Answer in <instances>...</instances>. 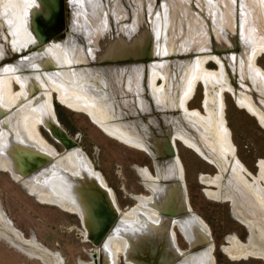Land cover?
Wrapping results in <instances>:
<instances>
[{
	"label": "bare ground",
	"instance_id": "1",
	"mask_svg": "<svg viewBox=\"0 0 264 264\" xmlns=\"http://www.w3.org/2000/svg\"><path fill=\"white\" fill-rule=\"evenodd\" d=\"M35 1L0 0V30L2 31L0 59L5 56L4 52L7 48L23 53L27 51L30 44L35 42V36L28 27L29 14L34 8ZM175 1L177 3L174 6L177 7L180 1L185 0ZM239 1L244 12L243 32L245 35L255 32V35L249 42L251 44L247 46L246 60L238 61L237 56L233 55L232 62L235 65L232 67L235 71V66L240 64L239 69L242 71L245 64L248 73L244 76L250 79L252 84L250 86L243 84V87L256 89L264 105V69L258 64V58L264 56V3L260 0ZM217 2H220L228 11L226 16L219 6L216 8L210 6V3ZM235 2L237 3V0H214V2L198 0L197 2L201 10L204 8L209 13L210 19L218 21L220 28L216 29L215 35L219 39H222L224 35V27L228 29L227 34H232L234 29L232 9L237 5L239 7V3L235 5ZM67 3L70 17L68 31L63 38L51 40L38 49L28 51L29 53L24 56L25 58H21L22 60L0 65V171L7 173L40 204L55 206L74 215L79 218L80 225L83 222L84 226L87 207L81 192L87 181V174L91 173L89 174L91 180L107 188L119 212L118 222L113 231L107 234L104 245L100 248L94 247L91 251L102 253V260L106 264H134L127 258L124 261L122 253L145 245L144 237H150L152 241L165 238L163 227L166 218L160 214L159 210L167 201L173 206L174 199L177 198L181 208L189 209L191 214L187 213L180 218L172 219L175 226L168 239L181 253L179 258L172 261V264H217L216 243L211 228L194 211L190 203L185 165L180 158L177 144L180 143L216 169L217 173L198 175L200 184L204 186L202 192L212 201L229 203L233 217L245 227L248 233V240H242L236 233L225 236V243L220 246L223 253L233 261L255 259L264 262V158L256 162V172H252L247 167V164L239 157L238 148L233 141L232 131L226 118L225 95L229 93L235 98L236 106L254 117L264 128V113L257 106L250 92L235 89L229 81L221 59L208 53L194 58H184L174 64L184 73V76L180 97L179 95L175 97L176 92L179 91L176 82V90H172L173 98L170 101L165 82L167 77L171 76L169 71L172 64L164 58H153L154 62L150 64L149 86L156 110L164 112L166 109H181L182 111L179 116L161 115L165 124L169 126L166 128L159 124L158 119L150 118V121L158 126L160 137L169 134L173 138L176 150L175 160L168 158L165 164L161 163L154 159L152 146L158 148V151L163 149V138L156 137L150 131L149 134L153 136L154 142H147L133 121L116 119L123 114L115 96L118 91L116 93L111 89L113 84L116 85L115 79L121 83V73L125 67L104 63L91 65L88 62L90 57L86 54L87 48L86 46L84 48L81 41V36L87 38L88 51L95 59L105 61L106 58H113L116 62L120 58H138L145 52L144 48L139 46L137 42L139 40H136L139 36L129 38V33L136 28V25H123L122 32L115 37L111 30L104 31L110 27L107 24L110 20L109 16L105 15L106 12L104 13L99 0H68ZM163 4L165 5L164 13H158L153 19L160 41L156 40V48L149 53L151 57H161L169 49L181 54L185 52L187 55L211 47L208 36L198 40L194 49L190 46L193 39L203 35L207 27V22L205 23L201 14L192 8V5L185 6L186 16L176 17L177 21L174 24V16L179 14L175 11L174 15H171L168 9L170 1L166 0ZM116 9L114 15L117 21L126 17L125 9L122 8L120 14H118V8ZM136 14L135 19L139 16ZM91 20L94 21L93 24ZM179 20L181 24L178 26ZM174 25H176L175 34L182 32L183 35L177 38L178 40L166 42L165 45L168 38L164 40V37ZM3 27H6L7 31L3 30ZM93 43L99 47H93ZM226 45L224 44L223 47ZM173 46L175 48H170ZM213 60L218 63L217 69L207 66V63ZM77 62L81 63L75 65L74 63ZM137 67L139 75L142 76L144 64L141 63ZM175 74L178 73L175 71ZM160 78L164 81L162 85ZM171 78L175 79V76ZM200 85L205 88L202 111L189 106ZM129 87H131L130 83ZM35 90L37 91L33 94ZM54 101L71 111L88 115L94 124L110 138L150 155L155 164V172L147 166H135L141 185L147 191V193L129 194L136 203L125 209L118 206V198L114 190L108 185L102 173L94 168L92 161L78 144L76 147L59 152L44 137L41 128L44 129L45 126L50 128L51 122H56ZM139 106L145 112L154 109V106L148 104L140 95ZM56 120L58 121L57 118ZM186 126L189 129H186ZM24 148H36L55 154L56 162L52 167V175L42 180L35 177V174L25 177L19 175L15 171L11 158L17 149ZM162 176L172 178L179 176L183 179L184 186L178 187L179 190L175 191V185L161 182ZM0 224L4 227H0V240H4L25 256L44 264H65L61 253L44 245L36 235L25 236L1 206ZM85 228H83L84 236ZM204 231L210 232L211 241L204 240ZM179 235L184 237L187 245L188 242H200L203 245L194 250L183 249L178 242ZM79 264H93V260L86 263L80 259Z\"/></svg>",
	"mask_w": 264,
	"mask_h": 264
},
{
	"label": "rangeland",
	"instance_id": "2",
	"mask_svg": "<svg viewBox=\"0 0 264 264\" xmlns=\"http://www.w3.org/2000/svg\"><path fill=\"white\" fill-rule=\"evenodd\" d=\"M168 1H170V8L168 9L169 12H171V15H174L175 11L179 14L178 16H174V24L175 21H177L176 17L182 18L186 16L187 11L185 10V6L192 5V8L196 9L198 13L201 14V18L204 19L205 23L207 22V27L203 31V35L193 39L190 46L194 49V45L198 40H202L208 36V41L211 42L210 48L188 53L187 55L185 52L181 54L177 53L176 50L169 49L168 52L161 57H151L149 53L156 48L157 41H160V38L157 37L153 19L158 13H164L163 7L165 5L163 3H165L166 0H99L103 6L104 13L106 12L105 15H108L110 20L107 22L110 27L104 31L111 30L115 34V37H117V35L122 32L123 25H136V28L129 33V38L131 39L132 37L139 36V38L136 39L139 40L137 41L139 46L144 48V55L150 56H144L137 59L118 60L116 62L110 60L96 63L118 64L125 67L121 73V83L115 79L114 81L116 85L113 84L112 89L110 88L111 90H115L116 93L118 91L115 96L122 108L123 115L116 119L133 121L137 129L141 132L143 138L147 142L153 143L154 140L153 136L149 134L150 131H152L156 137H160V131L158 126L150 121V118L153 117L158 119L159 124L162 127L164 126L163 128H166L168 124H165L161 115L167 114L171 116H179L182 111L181 109H166L164 112L156 110L149 86L150 64L154 62V59L158 58H164V60H167L172 64L169 75L175 76V79L168 76V81L166 80L165 82V88L169 91L170 96L168 99L171 101L173 98L172 90H176V82L178 83L179 91L176 92L175 97L178 95L180 97V89L182 90L181 82L184 76V73H182L180 69H177L174 64L184 58H194L208 53L214 54L221 59L223 67L227 71L230 83L239 91H249L257 106L264 113V105L261 101L260 93H257L254 88L246 89L243 87V84L249 86L252 84L250 79H247V77L244 76L248 73V68L243 64V70L241 71L239 69L240 64H238L235 66L234 71L232 67V65H235V63L232 62L233 55L237 56L238 61L243 59L246 60L248 53L247 46L251 44L249 42L252 41L254 38L253 35H255V32H249L248 35H245L243 32L242 24L244 22V12L243 7L240 6L241 2L237 0L239 7L235 2V5L237 6H234V9H232V11H234V29L232 30V34H227L228 29L227 27H224V35H222V39H219L218 36L215 35L216 29L220 28L218 21L210 19L209 13L204 8H202V10L199 8V5L197 4L198 0H179V6L177 7L174 6V4L177 3L175 0L172 2L171 0ZM260 1L264 3V0ZM212 2H214V0H212ZM224 3H226V1H224ZM210 6L212 8L219 6L221 11H223L224 16H226L228 12L223 8L220 2H217L216 4L210 3ZM115 7L118 8V14L122 13V10L125 9L124 11L127 14L126 17L117 21L114 15L117 10ZM149 7H151V9H149ZM205 7L207 6L205 5ZM134 13L139 15L138 18L136 17L135 19ZM194 17L195 16L193 15V18ZM191 21H193V19ZM91 23L93 24L94 21ZM180 24L181 21L179 20L177 25L179 26ZM223 26L226 25L223 24ZM175 27L176 25L167 31L169 35L167 34V36L164 37V40L168 38V41H165V45L166 42L173 41V39L178 40L183 35L182 32L178 35L175 34ZM3 30L7 31L6 27H3ZM0 35H2L1 30ZM86 40V37L83 38L81 36L83 46L84 48L85 46L87 48L86 54L90 59H95L88 51V43ZM224 44H227L226 47H223ZM97 46L96 43H93V47ZM170 48L175 47L173 46ZM28 53V51L18 53L16 57L3 64L17 62L21 58H25L24 56ZM141 63L144 64V72L142 76L139 75L137 69V66ZM90 64L93 65L95 63ZM258 64L264 69V56L258 58ZM207 66L211 69H217L219 67L215 60L207 63ZM175 71L178 73L177 75L175 74ZM243 71L244 73L242 74ZM173 80L175 81L173 82ZM129 83L131 87H129ZM160 84H164L163 79L160 80ZM204 94V86H198L194 99L190 101L189 106L191 108H198L202 111L204 107L202 105ZM139 95L142 96L148 104L153 105L154 109L146 112L143 111L139 106ZM225 97L226 118L232 131V137L234 138L233 141L238 148L239 157L245 164H247V167L252 172H256V162L260 158H264V128L260 126L261 124H259L254 117L236 106L235 98H233L231 94L227 93ZM54 109L57 119L60 122L59 124L66 130L68 135L78 143L88 158L92 161L94 168L102 173L108 185L114 190L116 198H118L117 204L119 207L125 209L136 203L129 194L147 193L141 185V179L135 170V166H147L150 170L155 172L154 161L148 153L126 146L119 141L110 138L99 127H97L86 114L71 111L57 101H54ZM145 125H147V127H145ZM185 128L189 129L187 126ZM41 129L44 137L52 143L59 152L64 151L62 145L49 135L45 127V130L43 128ZM177 144L179 147L180 158L185 165V179L187 180L186 183L190 203L194 211L200 215L211 228L212 236L216 243L215 257L217 264H264L263 261L255 259L233 261L223 253L220 246L225 243V236L231 233H236L242 240H248V233L245 227L233 217L229 203L212 201L202 192L204 186L200 184L198 175L200 173H217L216 169L194 151L180 143ZM162 161V163L165 164L166 161H168V158H163ZM0 206L7 216L11 218L14 225L20 229L25 236L31 237L36 235L37 239L44 245L52 250L60 252L64 257L65 264H79L80 259L86 263L91 262L92 258H89L91 245L83 239V228L82 225H80L79 218L60 210L58 207L40 204L34 199V197L29 196L28 193L7 173L2 171H0ZM2 226L3 225L0 224V227ZM178 242L183 249L188 248L182 235L178 236ZM0 264L42 263L25 256L4 240H0Z\"/></svg>",
	"mask_w": 264,
	"mask_h": 264
},
{
	"label": "water",
	"instance_id": "3",
	"mask_svg": "<svg viewBox=\"0 0 264 264\" xmlns=\"http://www.w3.org/2000/svg\"><path fill=\"white\" fill-rule=\"evenodd\" d=\"M67 2L68 0L35 1L34 8L32 9L31 14H29L28 27H30L31 32L34 34L36 40L34 43L30 44L27 51H31L34 48L38 49L51 40H58L65 36V33L68 31V22L70 17L69 6ZM4 55L5 56L0 59V65L16 57L18 52L7 48L4 52ZM144 56L150 57L149 55H141L138 58H142ZM125 59L134 58H120L118 60ZM110 60L114 61L113 58L105 59V61ZM102 61L104 60L90 59L88 62L96 64ZM80 63L81 62H77L74 64L78 65ZM36 91L37 90H35L33 94L36 93ZM56 118L57 117L55 116L56 122H51L49 126L50 128L45 126L49 135L53 139H56L62 145L64 150L76 147L78 143L68 135L66 130L59 124ZM160 138H163L164 148L158 151V148L152 146L154 151V159L157 161L161 160V163L163 162V158L174 159L176 157V150L173 138H171L169 134H166ZM11 159V162L13 165H15V171L19 175L25 177L35 174V177L37 176L42 180L44 177H49L52 175L51 171L56 162V155L37 150L36 148H24L17 149L16 152L12 154ZM89 174H87V181L85 182L81 192L82 198L87 207L86 224L84 226L83 222H81V225L83 228L86 227L84 240L90 242L93 247L100 248L104 245L107 234L113 231L114 226L118 222L119 212L113 199H111L107 188L100 186L94 182L93 179L91 180ZM160 180L164 184H170L171 186L175 185V191L179 190L178 187L180 188L182 185L184 186L183 179L179 176L176 178L162 176ZM171 188L174 189V187ZM159 212L163 217L166 218L164 222L165 226L163 227L166 234L165 238H162L159 241H152V238L144 237L143 239L145 240V245L141 247L138 246L129 252L122 253V259L124 261L125 258H127L134 264H172V261L180 257L181 253L177 246L172 245L171 241L168 239L170 238L173 227L175 226V222H172V219L176 217L180 218L187 213L191 214V212L189 209H182L177 198L174 199L173 206L169 204V201L164 203ZM203 236L204 240L207 242L212 240L210 232H205ZM202 245L203 244L200 242H188L187 249L194 250ZM102 255V253L99 254V252L96 251L91 252L90 257L93 260V264H106L102 260Z\"/></svg>",
	"mask_w": 264,
	"mask_h": 264
},
{
	"label": "flooded vegetation",
	"instance_id": "4",
	"mask_svg": "<svg viewBox=\"0 0 264 264\" xmlns=\"http://www.w3.org/2000/svg\"><path fill=\"white\" fill-rule=\"evenodd\" d=\"M86 242H88V241H86ZM88 243L91 245V248H94L90 242H88ZM91 248H90V251H92ZM88 255H89V253H88ZM89 258H91V257L89 256ZM40 262H41V261H40ZM41 263H42V262H41ZM42 264H44V263H42Z\"/></svg>",
	"mask_w": 264,
	"mask_h": 264
}]
</instances>
